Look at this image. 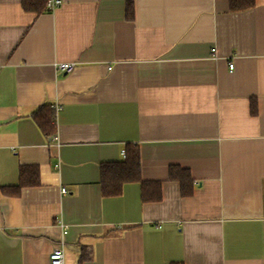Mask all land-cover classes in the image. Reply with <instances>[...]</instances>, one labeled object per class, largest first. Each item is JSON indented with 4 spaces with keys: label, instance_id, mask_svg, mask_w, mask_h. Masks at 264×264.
Instances as JSON below:
<instances>
[{
    "label": "crops",
    "instance_id": "0c3cea01",
    "mask_svg": "<svg viewBox=\"0 0 264 264\" xmlns=\"http://www.w3.org/2000/svg\"><path fill=\"white\" fill-rule=\"evenodd\" d=\"M21 1L0 0V264H49L61 240L64 264H264V0ZM45 105L50 139L31 118ZM127 145L159 201L138 183L102 197L100 164ZM20 166L39 185L3 195Z\"/></svg>",
    "mask_w": 264,
    "mask_h": 264
},
{
    "label": "trees",
    "instance_id": "16d2710c",
    "mask_svg": "<svg viewBox=\"0 0 264 264\" xmlns=\"http://www.w3.org/2000/svg\"><path fill=\"white\" fill-rule=\"evenodd\" d=\"M47 0H22L21 7L24 11L35 12L36 14L42 13L45 10ZM229 12H242L251 9L255 5V0H228ZM133 5L127 3V18H132ZM250 114H256V104L251 101ZM31 118L36 123L39 131L45 137L50 139L55 129V111L49 105L40 106L38 109L31 113ZM168 179L179 184V191L181 197H191L193 194L192 179L188 171L180 167H169ZM100 179V193L103 198L119 197L122 193V187L126 184L140 185L142 192L141 200L143 202L159 201V183H146L140 178V163H139V149L133 145H127L124 148V157L115 163L100 164L99 168ZM18 185L16 187H4L1 193L18 197L19 191L23 187H33L39 185L38 173L35 167L20 166ZM151 187L149 192L145 191ZM88 257V256H87ZM83 257L80 261H83ZM180 264V263H169Z\"/></svg>",
    "mask_w": 264,
    "mask_h": 264
},
{
    "label": "built area",
    "instance_id": "2783aa9c",
    "mask_svg": "<svg viewBox=\"0 0 264 264\" xmlns=\"http://www.w3.org/2000/svg\"><path fill=\"white\" fill-rule=\"evenodd\" d=\"M60 4L59 0H51L49 2H47L46 7L49 11L54 10L58 5ZM75 64L73 63H58L56 65V71H61L65 74H69L73 71V69L75 68ZM229 70H231L233 68V65H229L228 66ZM53 110L55 111V113L59 110L58 107L53 106L52 107ZM121 157H124V151L121 152ZM61 194H65L66 191L65 189H61L60 191ZM62 229V236H64L65 234V226H61ZM63 241L61 240L60 242H58L53 249L50 252V256H49V264H64V253H63Z\"/></svg>",
    "mask_w": 264,
    "mask_h": 264
}]
</instances>
